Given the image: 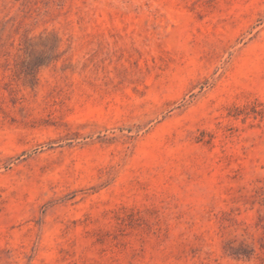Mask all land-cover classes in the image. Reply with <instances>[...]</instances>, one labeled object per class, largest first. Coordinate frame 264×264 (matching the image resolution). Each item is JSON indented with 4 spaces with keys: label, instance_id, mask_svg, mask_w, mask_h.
Instances as JSON below:
<instances>
[{
    "label": "rangeland",
    "instance_id": "374dc122",
    "mask_svg": "<svg viewBox=\"0 0 264 264\" xmlns=\"http://www.w3.org/2000/svg\"><path fill=\"white\" fill-rule=\"evenodd\" d=\"M0 264H264V0H0Z\"/></svg>",
    "mask_w": 264,
    "mask_h": 264
}]
</instances>
